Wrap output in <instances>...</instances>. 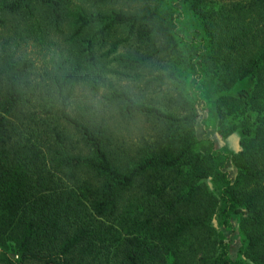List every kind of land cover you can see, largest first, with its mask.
I'll list each match as a JSON object with an SVG mask.
<instances>
[{
  "label": "trees",
  "instance_id": "trees-1",
  "mask_svg": "<svg viewBox=\"0 0 264 264\" xmlns=\"http://www.w3.org/2000/svg\"><path fill=\"white\" fill-rule=\"evenodd\" d=\"M109 76L166 92L110 83L73 108ZM199 106L221 137L240 132L238 150L200 137ZM251 263L264 264V0H0V264Z\"/></svg>",
  "mask_w": 264,
  "mask_h": 264
},
{
  "label": "rangeland",
  "instance_id": "rangeland-1",
  "mask_svg": "<svg viewBox=\"0 0 264 264\" xmlns=\"http://www.w3.org/2000/svg\"><path fill=\"white\" fill-rule=\"evenodd\" d=\"M122 33L123 32H121L119 35H122ZM28 53H29V56L36 59V62L37 64H39V66H41L45 62L44 57L46 59L50 58L49 54L45 55V51L42 52L40 51L38 47H33L32 45H30V47L28 48ZM110 83H112L116 88L128 90L130 92L132 91L135 95L138 96L140 100L147 101V102H152L154 97L158 98V96L163 100L164 94L166 92V90H164V91H159V94L158 93L155 94L154 91H141V89L130 86L123 79H120L116 76H109L106 81V84L101 88V91L99 92L97 96L92 95V92L87 86H80L76 92L73 108H75L76 111L77 109L82 110L88 107L87 105L89 104V102L99 101L101 99L102 94L108 91V87ZM164 107L167 108L166 105H164ZM199 113H200V118H199L200 123H199L198 131H199V135L201 138H205V139L209 138L213 140L216 143V146L218 148L228 147L229 149L234 150V151L239 149L240 140H241L240 132H235L229 137L223 138L217 132L215 123L210 117L209 107L203 108L202 106H199ZM202 120L206 122V125H203V122H201ZM144 127H146V129L148 128V124L144 119L135 120L129 126V128L136 133H137V130H144ZM134 136H136V134H134ZM232 165L233 164H230V171L232 174H235V169L233 168ZM238 238L239 237L237 233H233L231 235L233 256H235L236 249L238 248V241H239Z\"/></svg>",
  "mask_w": 264,
  "mask_h": 264
}]
</instances>
